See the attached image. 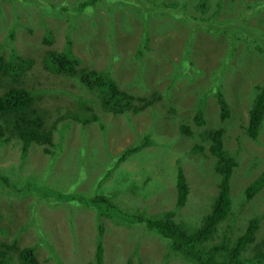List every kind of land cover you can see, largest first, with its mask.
Here are the masks:
<instances>
[{"label":"rangeland","instance_id":"rangeland-1","mask_svg":"<svg viewBox=\"0 0 264 264\" xmlns=\"http://www.w3.org/2000/svg\"><path fill=\"white\" fill-rule=\"evenodd\" d=\"M62 1L46 0L45 5ZM160 1L173 10L155 8L148 0H107L113 8L125 4L122 10L137 18L125 29L119 19L121 7L118 12L108 13L105 1L83 14L72 9L57 14L46 11L41 16L34 9L27 15L19 14L12 41L8 35L15 19L13 3L0 0V45L7 40L15 43L22 58L33 60L20 78L33 93L39 109L48 114L47 126L55 125L51 153L43 146L32 145L23 157L20 140L0 142V175L12 179L9 184L0 181L1 244L16 241L20 248L34 247L39 264H95L99 227L106 224L104 264H137L138 254L145 264H190L171 252L168 241L145 225L128 223L130 217L146 211L144 205L150 207L149 214L175 207L179 166L184 167L191 188L176 219L181 218L178 222L187 230L202 223L218 195L220 176L210 153L211 139L201 136L217 129L224 130L225 148L236 156L238 166L232 179L237 189L232 191L233 216L219 225L205 247H214L226 238L233 240L231 236L236 239L256 218V242L264 238V188L249 201L241 190L264 170V125L257 141L244 130L252 106L250 93L257 92L264 83V0H244L250 6L258 1L262 8L255 14L245 13L247 20L238 23L242 27L247 23L251 29H245L246 37L239 35L235 56H229V67L222 72L227 45H221L209 28L198 32L192 38L193 46L185 51L191 34L190 20L185 16L202 15V0ZM206 1L204 10L208 13L217 3L221 5V21L243 16L239 0ZM232 4L234 11L227 12ZM150 11V38L142 46ZM69 35L72 52L82 59L83 67L109 72L128 93L158 94L162 99L142 113L118 115L103 111L95 93L76 79L54 74L45 66L48 52L62 51ZM254 40L262 50L250 54L248 46H255ZM1 54L12 56L8 48L3 51L0 47ZM188 54L189 61L181 65ZM181 67L187 72L183 73ZM213 78L218 80L211 87ZM218 90L226 93L229 104L225 121L221 119ZM78 98L86 101L77 109ZM91 106L102 124L71 117L85 116ZM200 114L202 125L197 123ZM182 125L186 134L181 132ZM151 129L156 133L152 136L154 144L117 166L118 154L136 145ZM195 145H203L204 153L200 154V149L194 152ZM191 151L193 154L187 155ZM110 170L113 174L105 181ZM100 195L119 206L125 215L123 221H107L109 217L101 211V205L90 203ZM134 196L143 197L142 203ZM246 252L253 254L251 248Z\"/></svg>","mask_w":264,"mask_h":264},{"label":"trees","instance_id":"trees-1","mask_svg":"<svg viewBox=\"0 0 264 264\" xmlns=\"http://www.w3.org/2000/svg\"><path fill=\"white\" fill-rule=\"evenodd\" d=\"M13 3V10L15 11V19L10 28V33L8 38L12 40L14 38V32H16L19 23L17 19L20 17L19 14H28L33 12L34 9L40 11L41 16L48 13H63L64 11L74 10L78 12H86L85 10L90 7L98 6L99 4H107V12H118L121 6L112 7V5L107 2V0H75L70 3L68 0H64L59 4L49 3L45 5L46 0H11ZM153 7L171 9L166 4H163L160 0H148ZM243 6V10L240 14L243 16H238L237 19L219 20L218 15L222 11V7L219 3L215 5V10L211 13L206 12L207 1L202 0V15L200 16H185L190 20V36L188 41V46L185 51L193 46V39L196 34L200 31H205L209 28L211 34H213L217 41L222 45H227V54L223 57L222 67L220 72L225 68L229 67L228 58L234 57V52L237 47V42L239 40V35L246 37L247 32L245 29H251L249 24L246 26H240L238 23L243 24L247 20L245 18V13L248 15L255 14L256 9L261 4L257 1L254 2L253 6L247 5L244 0H239ZM49 7V10L46 7ZM125 4L120 9L119 19L124 23V29L128 28L130 22L137 18H132L125 13ZM234 4L229 6L227 12L234 11ZM247 10V11H246ZM47 11V12H46ZM246 11V12H244ZM153 11H150L146 15L145 19V34L143 37L142 46L150 38V17ZM204 14V15H203ZM74 18V15L71 16ZM91 16L90 18H92ZM249 17V16H248ZM192 22V23H191ZM193 22L195 24H193ZM95 25V24H94ZM114 25L117 26V23ZM214 26L211 29V26ZM253 30V29H252ZM207 31V30H206ZM245 31V32H244ZM16 39V37H15ZM13 41V40H12ZM15 42V41H14ZM65 48L62 51L52 50L49 51L45 58V66L49 69L48 71L57 74L65 75L70 78L76 79L83 87L92 91L99 98V102L102 105L103 111L125 115L127 113H142L148 108H152L158 101L162 99L161 95L153 94L150 96H140L128 93L127 91L121 89L118 83L112 78L109 72L99 71L95 69H87L82 66V59L76 56L72 52V40L70 35L67 37ZM254 44H250L248 48L250 49V54L254 50H262L261 46L258 45L257 41L254 40ZM8 45V46H7ZM7 46V47H6ZM2 50L6 51V48L11 52L10 57L4 54L0 55V142H9L10 140L16 138L21 141V154L26 157L32 148V145L43 146L44 151L51 153L50 147L54 145L53 142V132L55 125L51 127L47 126V116L45 109L41 110L36 104V100L31 91L23 86L22 79L20 78L24 71H26L27 63H31L33 60L24 59L15 50V43L10 44L7 40L4 44L0 45ZM257 47V48H256ZM263 54L264 51L262 50ZM190 54L186 55L183 62L189 61ZM19 61V62H18ZM182 72L186 73L187 69L181 67ZM192 77V75H190ZM217 78H213L211 81V87H213ZM1 89H3L1 91ZM218 99L220 101L222 111V120H225L229 114V107L227 102H225L224 96L219 94ZM207 95V93H206ZM85 98H78L76 101V108H81L85 105ZM70 111L67 113L69 114ZM65 114V115H67ZM64 115V116H65ZM71 115L75 120L82 122H90L91 120L87 116ZM198 123H203V118L200 114V118L197 117ZM96 121L102 124L99 118H94ZM264 123V83L262 87H259V92L252 101V106L249 108V117L247 120V125L244 127L246 135L257 141L259 135L263 128ZM186 127L181 126V132L186 134ZM154 130V129H153ZM223 129L216 130L213 132L206 131L202 134V139H211L210 153L215 157V171L219 174V192L215 197L211 211L203 218L202 223H197L196 228L193 230L185 229V225L176 219L179 209L184 207L187 202L188 195L190 193V182L184 173V167L179 166L178 168V178H177V194L175 207L169 210H161L155 214H149L150 207L144 205L147 209L144 213H137L133 217L129 218L130 226L135 224H143L145 227L160 237L168 241L170 251L179 255L182 260L190 264H264V238L262 241L256 242L255 233L258 226L257 218L252 220L249 225L245 226L247 228L246 232L238 233L236 239L230 240L226 238L223 242L215 244L214 247L206 248V244L211 240L217 231L220 224L225 220L233 216L232 208V191L237 189L235 187V182L232 177L235 169L238 166L236 156L230 153L224 145L223 141ZM154 132L152 129L149 133L136 145H132L126 148L124 151L118 154L119 163L129 160L134 154L141 152L144 148H147L149 144H154L152 139ZM156 134V133H155ZM154 134V135H155ZM88 134L85 133L84 140L87 139ZM154 137V136H153ZM200 149V154L204 153L203 145H195L193 151ZM193 154L187 152V155ZM113 171H108L105 181L111 177ZM6 181L5 184L11 183L12 179L5 175H0L1 180ZM264 188V170L251 184L246 185L243 189L245 199L247 201L252 200L262 189ZM234 190V191H235ZM133 198H138L141 203L143 197L134 196ZM90 203L92 205H101V211H104L109 217L108 220L115 224L123 221L125 215L119 211V206L111 202L108 196L100 195L93 198ZM179 215V213H178ZM260 219V218H259ZM230 229L232 235L235 234V229L233 221L231 222ZM107 227L106 224L99 227V234L96 243V253H95V264H104V244L107 243ZM231 241L233 243L231 244ZM12 244L8 245L6 243H0V264H39L35 248L25 247L20 248L16 245V241H11ZM14 244V245H13ZM252 249L253 254L246 255V250ZM54 256V254H53ZM58 256V255H57ZM60 258V257H58ZM137 264H145L143 258L137 255ZM19 261H17V260ZM55 259V257H54ZM56 261V259H55Z\"/></svg>","mask_w":264,"mask_h":264},{"label":"flooded vegetation","instance_id":"flooded-vegetation-1","mask_svg":"<svg viewBox=\"0 0 264 264\" xmlns=\"http://www.w3.org/2000/svg\"><path fill=\"white\" fill-rule=\"evenodd\" d=\"M80 14H83L82 12L80 13ZM248 99L250 100V96H248ZM103 110V109H102ZM65 116H68V114L67 115H65ZM65 116H63V117H65ZM85 116H87V117H89V119L91 120V122L90 123H94V118L96 117V118H99V115H97L96 113H94V112H92V106L90 107V108H88L87 109V112L85 113ZM200 118V117H199ZM100 119V118H99ZM227 119V118H226ZM225 119V120H226ZM101 120V119H100ZM225 120H222V121H225ZM96 122V121H95ZM198 123V122H197ZM199 125H202L201 123H198ZM217 130H221V129H217ZM216 131V130H215ZM224 141V140H223ZM217 173V172H216ZM218 174V173H217ZM219 175V174H218ZM262 191V190H261ZM260 191V192H261ZM259 192V193H260ZM258 193V194H259ZM232 204H233V201H232Z\"/></svg>","mask_w":264,"mask_h":264},{"label":"clouds","instance_id":"clouds-1","mask_svg":"<svg viewBox=\"0 0 264 264\" xmlns=\"http://www.w3.org/2000/svg\"><path fill=\"white\" fill-rule=\"evenodd\" d=\"M258 8H262L261 5L258 6L257 9H258ZM262 85H263V84H261V85L258 86V88H257V92H251V93H250V96L253 97V98L251 99V102H252V101L254 100V98L256 97L257 93L259 92V87H262ZM219 94H222V95L224 96L225 102H227V104H228V100H227L226 95H225L226 93H222V92H220ZM251 97H250V98H251ZM98 100H99V99H98ZM217 100L219 101V99H218V94H217ZM99 103H100V102H99ZM219 104H220V101H219ZM100 106H101V108H102L101 103H100ZM220 107H221V104H220ZM228 107H229V104H228ZM102 109H103V108H102ZM221 110L223 111L222 107H221ZM263 125H264V123H263Z\"/></svg>","mask_w":264,"mask_h":264}]
</instances>
